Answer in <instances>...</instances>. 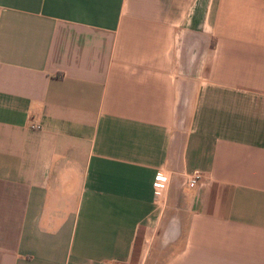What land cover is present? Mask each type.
I'll list each match as a JSON object with an SVG mask.
<instances>
[{
	"label": "crops",
	"instance_id": "0c3cea01",
	"mask_svg": "<svg viewBox=\"0 0 264 264\" xmlns=\"http://www.w3.org/2000/svg\"><path fill=\"white\" fill-rule=\"evenodd\" d=\"M110 261L264 264V0H0V264Z\"/></svg>",
	"mask_w": 264,
	"mask_h": 264
},
{
	"label": "built area",
	"instance_id": "2783aa9c",
	"mask_svg": "<svg viewBox=\"0 0 264 264\" xmlns=\"http://www.w3.org/2000/svg\"><path fill=\"white\" fill-rule=\"evenodd\" d=\"M28 126L30 128H39V124L31 120L28 122ZM186 175H187L186 183L189 187L194 186L197 183V181L202 177L201 171L197 169L190 171ZM153 177H154V184L156 185V187H161L164 181L167 179L166 173H164L161 170L156 171ZM105 264H118V263L114 261H110Z\"/></svg>",
	"mask_w": 264,
	"mask_h": 264
},
{
	"label": "rangeland",
	"instance_id": "374dc122",
	"mask_svg": "<svg viewBox=\"0 0 264 264\" xmlns=\"http://www.w3.org/2000/svg\"><path fill=\"white\" fill-rule=\"evenodd\" d=\"M145 247H146V242L145 243H143V245H142V251L141 252H143V251H145Z\"/></svg>",
	"mask_w": 264,
	"mask_h": 264
}]
</instances>
